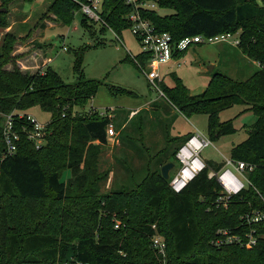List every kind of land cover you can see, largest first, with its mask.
Masks as SVG:
<instances>
[{
    "label": "trees",
    "instance_id": "obj_1",
    "mask_svg": "<svg viewBox=\"0 0 264 264\" xmlns=\"http://www.w3.org/2000/svg\"><path fill=\"white\" fill-rule=\"evenodd\" d=\"M13 1L1 0L0 26L9 27L8 12L1 9ZM157 1L160 8L175 11L161 15L157 10H142L158 31H169L176 40L187 35L239 31V48L262 65L244 80L216 72L199 94H192L175 73L173 86L163 79L158 83L162 96L183 115H208L212 141L238 131L234 118L221 120V111L238 103L247 105L243 111H252L257 117L247 137L232 146L230 156L255 166L250 173L253 186L233 197L228 208H217L213 201L219 187L208 177L209 168L180 193L171 188L170 178L165 179L160 168L147 169V176L132 190L100 193L96 185L100 178L96 170L98 148L91 142L108 143L111 120L100 112L89 115L76 110L86 106L101 83L84 76L86 47L75 51L77 83H66L45 63L32 72L19 66L17 60L22 54L15 50L19 37L8 31L0 45V264H160L152 246L156 231L167 242L168 264H264V239L245 247L211 243L219 227L235 226L242 213L264 205V0ZM79 8L75 0H53L48 10L62 24L70 25ZM132 9L126 0H103L102 17L122 36V31L130 28L127 14ZM88 21L82 14L81 25L87 27ZM186 51L176 53L175 58ZM133 57L142 64L146 61L143 52ZM37 105L51 113L46 143L39 148L28 138L34 123L26 114ZM12 112L19 139L16 152L9 155L3 128L5 115ZM20 112L25 115L19 117ZM122 124H117L120 133L126 132ZM191 134L169 141L161 154L178 145L171 155H165L161 166L170 158L177 165V148ZM207 161L209 167L222 165ZM67 169L71 174L65 180ZM113 211L125 213L124 226L115 228ZM71 253L72 260L67 262Z\"/></svg>",
    "mask_w": 264,
    "mask_h": 264
},
{
    "label": "rangeland",
    "instance_id": "obj_2",
    "mask_svg": "<svg viewBox=\"0 0 264 264\" xmlns=\"http://www.w3.org/2000/svg\"><path fill=\"white\" fill-rule=\"evenodd\" d=\"M52 1L14 0L8 7H4L8 12L5 17L9 27L0 26V45L6 30L16 33L19 40L15 50L22 54L17 60L19 66L22 65L19 60L23 61L30 67L27 71L32 72L42 63H47L66 83H77L79 77L74 70L75 51L86 47L82 63L84 76L100 80L101 83L86 106L76 107V110L89 115L95 111L100 112L110 118L109 125L114 130L113 134L108 131L107 144L91 142L98 148L96 170L100 178L96 185L102 194L115 190H132L147 176V169L162 168L160 163L166 159L165 155H171L178 145L173 144L168 153L161 154L169 141L176 142L197 131L208 134V115H183L162 96L160 89L153 86L133 59V56L143 52V46L130 28L123 30L122 36H118L113 30L104 28L100 22L94 20L88 21V26L83 27L82 13L78 11L70 25L62 24L48 10ZM158 12L165 15L175 11L171 8H158ZM26 65L21 67L24 69ZM8 66L12 67V64ZM260 67L262 65L244 54L239 46L227 42H204L192 45L180 57V61L161 64L159 72L167 85H174L172 73H175L181 77L192 94H199L207 88L209 80L216 72H223L236 80H244ZM149 70L150 64H147L146 71ZM113 87L123 92L114 90ZM155 104H159L160 108ZM246 107L247 105L238 103L221 111V120L234 118L238 131L213 141L203 151L204 159L223 163L225 157L230 156L232 146L247 137L248 128L257 116L252 111L244 112ZM242 111L244 113L240 114ZM137 112L139 114L135 116L136 120H131ZM26 114L44 126L41 138L28 136L39 148L46 143V127L51 120V113L37 105L27 109ZM24 115L23 112L19 113V117ZM7 119L5 115L4 127ZM119 123H123L121 128L126 132H119ZM175 171L176 168L172 169L170 175L173 176ZM70 174L71 171L67 169L63 178L67 180ZM111 213L113 224L120 222V227L125 225L122 223L125 213ZM72 255H69L67 262L72 260Z\"/></svg>",
    "mask_w": 264,
    "mask_h": 264
},
{
    "label": "built area",
    "instance_id": "obj_3",
    "mask_svg": "<svg viewBox=\"0 0 264 264\" xmlns=\"http://www.w3.org/2000/svg\"><path fill=\"white\" fill-rule=\"evenodd\" d=\"M79 2L78 12L82 13L89 20L107 25L102 17L103 0H75ZM133 9L127 14L130 22V29L143 46V53L146 55L144 64L135 60L140 69L143 70L148 80L159 89L158 83L161 81L159 66L171 61L178 62L180 57L175 58V54L188 50L192 45L199 43L227 42L238 46L240 44V33L223 32L216 35L205 36L203 34L187 35L176 40L169 31H158L154 23L142 14V10H157L159 3L157 0H126ZM112 30V28L109 27ZM147 64L150 70L146 71ZM7 123L3 128V137L6 145V154H14L17 150L16 141L19 134L14 129V113L6 115ZM34 127L29 132V138L39 139L44 128L36 119L28 117ZM111 125V124H110ZM108 126V131L113 134L112 126ZM213 141L208 134L200 131L193 132L177 149L176 158L178 166L173 176H170L169 185L177 192H182L188 184L202 171L209 168L208 177L214 178L218 184V194L213 201L217 208H228L233 197L241 194L246 188L253 186L250 180V173L255 166L244 161H238L231 156L225 157L221 167H209L206 159L203 158V151L211 146ZM264 202V199H263ZM264 204V203H263ZM210 210V208H208ZM120 222L115 224L119 228ZM153 227L157 230L156 225ZM264 239V205L252 206L240 216V221L235 226L219 227L211 243L217 247L225 245L256 246L260 240ZM152 246L160 257V264L167 262V242L158 231L152 237Z\"/></svg>",
    "mask_w": 264,
    "mask_h": 264
},
{
    "label": "water",
    "instance_id": "obj_4",
    "mask_svg": "<svg viewBox=\"0 0 264 264\" xmlns=\"http://www.w3.org/2000/svg\"><path fill=\"white\" fill-rule=\"evenodd\" d=\"M1 10L3 11H6V8H2ZM213 68V67H211ZM176 166L175 162L173 161H169L167 163H165L162 168H161V171H162V176L165 178V179H169L170 178V174H171V170L174 169Z\"/></svg>",
    "mask_w": 264,
    "mask_h": 264
},
{
    "label": "crops",
    "instance_id": "obj_5",
    "mask_svg": "<svg viewBox=\"0 0 264 264\" xmlns=\"http://www.w3.org/2000/svg\"><path fill=\"white\" fill-rule=\"evenodd\" d=\"M45 28H46V27H45ZM6 32H7V30H6ZM48 60H49V59H48ZM48 60H47V61H48ZM21 62H22V65H24V66L26 65L23 61H20V60H19V63H21ZM49 62H50V61H49ZM22 65H20V66H22ZM47 65H48V64L46 63V66H47ZM28 68H30V67H29L28 65H26V67L24 68V70H27Z\"/></svg>",
    "mask_w": 264,
    "mask_h": 264
}]
</instances>
